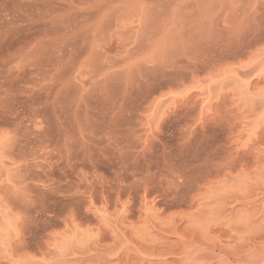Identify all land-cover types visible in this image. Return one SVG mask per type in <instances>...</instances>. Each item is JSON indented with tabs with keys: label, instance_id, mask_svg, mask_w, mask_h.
<instances>
[{
	"label": "rangeland",
	"instance_id": "obj_1",
	"mask_svg": "<svg viewBox=\"0 0 264 264\" xmlns=\"http://www.w3.org/2000/svg\"><path fill=\"white\" fill-rule=\"evenodd\" d=\"M0 264H264V0H0Z\"/></svg>",
	"mask_w": 264,
	"mask_h": 264
}]
</instances>
